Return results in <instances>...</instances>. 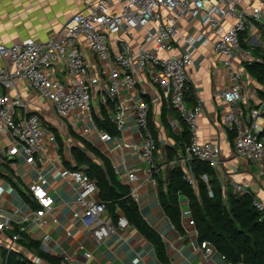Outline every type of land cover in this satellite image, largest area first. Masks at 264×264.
I'll list each match as a JSON object with an SVG mask.
<instances>
[{"label":"built area","instance_id":"1","mask_svg":"<svg viewBox=\"0 0 264 264\" xmlns=\"http://www.w3.org/2000/svg\"><path fill=\"white\" fill-rule=\"evenodd\" d=\"M195 22L194 31H190ZM198 45H210L213 62L228 70L230 84L219 95L227 106L223 121L235 133L234 157L254 163L257 177H264V99L259 98L257 87L252 91L254 100L244 92V81L251 78L248 66L261 62L264 53V0H86L81 11L45 40L27 38L10 45L0 41V56L4 59L0 66V174L8 169L15 171L20 157L34 167L47 148L45 138L53 141L49 127L30 111L22 91L29 88L36 99L46 100L59 118H88L86 114H90L96 96L105 104L112 103L111 121L116 129L122 132L132 119L143 132L141 142H126L104 130L99 133L100 140L112 141L119 149H139L149 170L164 173V178L168 168L179 165L184 179L196 188L193 159L217 171L223 164L220 145L198 139L197 121L203 105L185 104L189 69ZM101 70L108 80L104 87ZM155 86L159 88V104L163 103L169 113L178 114L167 116L172 131L180 134L181 123H185L191 133V142L181 157L169 162L162 150H157L148 123L150 104L145 97ZM5 139L6 144L2 142ZM233 170L237 168L233 166ZM59 175L76 184L78 208L73 218L96 241L129 226L124 215L114 220L108 214L105 202L99 198L97 182L88 172L62 168ZM201 178L208 185L209 196H213L209 176L204 173ZM128 179L136 180V173L129 172ZM230 181L234 193L249 196L263 218L264 202L257 194L243 182ZM222 190L226 201V179ZM22 191L38 207L23 210L0 203V264H10V258L24 264H53L22 243L32 226L42 227L54 207L48 180L39 172ZM138 194L133 186L131 195L138 199ZM187 223L195 225L192 216ZM46 244L43 239L42 249H47ZM200 247L206 257L217 252L207 240L200 242ZM220 258L226 260L223 254ZM57 264L74 263L62 258Z\"/></svg>","mask_w":264,"mask_h":264},{"label":"crops","instance_id":"2","mask_svg":"<svg viewBox=\"0 0 264 264\" xmlns=\"http://www.w3.org/2000/svg\"><path fill=\"white\" fill-rule=\"evenodd\" d=\"M85 2L86 0H0V41L10 45L27 38L45 40L57 33L68 18L81 11ZM194 25L190 31H194L197 22ZM212 59L210 45L197 46L189 69L190 87L185 104L187 107H194L198 103L203 105V111L197 121L198 139L215 141L222 149L223 164L220 170L214 169L216 180L220 183L222 198H224L222 184L225 179L228 197L234 193L230 181V178H233L243 182L264 202V177H257L254 163L234 157L235 133L223 121L227 106L219 95L230 84L228 70ZM3 64L4 59L0 56V66ZM101 74L104 75L101 83L104 87L108 85L107 75L102 70ZM244 85L246 86L244 92L254 100L255 95L252 91L258 88L256 80L251 76L244 81ZM22 91L31 113L38 114L49 127L53 141L45 138L47 148L34 167L27 165L24 158L20 157L16 161L15 171L8 169V172L0 174V203L5 206H20L23 210L38 207L37 202L27 198L22 189L39 172L47 178L49 193L55 199L54 207L45 216L46 222L42 227L32 226L22 241L33 254L45 258L38 251L43 252L55 261L45 258L53 264H57L62 258H69L74 264H229L220 258L221 253L218 250L210 257L205 256L195 225L190 226L187 223L188 217L192 214L186 196L179 195L184 233H181L166 216L158 197V179L164 178V173L149 170L139 149H119L112 141L100 140L99 133L104 130L120 140L140 143L143 132L136 127L132 119L122 132L118 131L111 121L112 103L105 104L97 96L90 114H86L88 118H59L46 100L36 99L29 88H23ZM145 99L150 104L148 117L150 132L159 150L167 146L177 147L174 135H181L184 124L181 123L180 134H176L172 131L167 116L177 117L178 114L175 111L169 113L163 103L159 104L157 86L149 88ZM126 101L132 103L128 98ZM76 112L80 113V110ZM262 124L264 125V120ZM2 142L6 144L8 141L5 139ZM86 143L96 147L109 160L119 181L129 186L130 195L133 186L137 187L138 199L131 196L137 202L145 221L160 236L164 244L163 256L158 252V246L129 221V226L123 231L102 241H96L90 231L73 218V213L78 208L76 184L62 178L59 171L67 168L87 172L86 165L78 166L73 153L76 148L89 158L92 157L85 146ZM189 144L185 143L183 147ZM182 151L183 148H178L174 159L180 158ZM233 166L237 171L233 170ZM129 172L136 173L137 179L133 182L128 179ZM208 176L212 189L211 176ZM164 180L166 181V178ZM116 213L118 216L124 215L119 208L116 209ZM43 239H46L47 249H42ZM36 243L39 245L38 248L35 247ZM85 253H90V256L86 257ZM2 255H5V251ZM11 261H14V258H10Z\"/></svg>","mask_w":264,"mask_h":264},{"label":"trees","instance_id":"3","mask_svg":"<svg viewBox=\"0 0 264 264\" xmlns=\"http://www.w3.org/2000/svg\"><path fill=\"white\" fill-rule=\"evenodd\" d=\"M248 70L258 84L259 98L264 99V53L262 61L249 65ZM183 126L181 135H174L177 147L167 146L162 149V155L167 162L177 156L178 148H183L184 152V144L191 142L188 125L184 123ZM85 146L92 157L89 158L76 148L73 153L78 166L86 165L90 177L96 180L99 196L105 202L106 210L113 218H117L116 209L119 208L130 223L158 246V252L163 256L164 244L158 233L143 218L137 202L129 193V186L119 181L109 160L96 147L89 143ZM191 165L198 177L197 188L184 179V172L179 165L168 169L166 181L162 177L158 179V197L166 216L184 233L179 204V195H184L188 199L200 242L210 241L229 264H264V217L261 218V213L254 207L252 199L247 195L231 193L228 201H224L214 169L197 159H193ZM204 173L211 176L213 196H209L208 186L201 179ZM32 244L33 242L30 243ZM38 246L36 243L35 247ZM38 252L55 262L47 254ZM10 264L24 263L11 261Z\"/></svg>","mask_w":264,"mask_h":264}]
</instances>
